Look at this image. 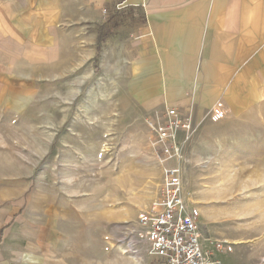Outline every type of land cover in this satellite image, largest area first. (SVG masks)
<instances>
[{"label":"rangeland","instance_id":"1","mask_svg":"<svg viewBox=\"0 0 264 264\" xmlns=\"http://www.w3.org/2000/svg\"><path fill=\"white\" fill-rule=\"evenodd\" d=\"M132 24L119 14L108 26ZM99 57L70 80H40L17 111L0 110L3 264H21L31 249L42 264H148L146 245L136 260L121 252L115 226L150 208L172 163L153 147L148 122L161 115L128 97L111 55ZM254 99L227 118L206 104L182 138L184 183L206 245L231 244L215 254L223 264L264 258V96Z\"/></svg>","mask_w":264,"mask_h":264},{"label":"crops","instance_id":"2","mask_svg":"<svg viewBox=\"0 0 264 264\" xmlns=\"http://www.w3.org/2000/svg\"><path fill=\"white\" fill-rule=\"evenodd\" d=\"M119 14L132 26L110 30ZM109 55L146 111L175 106L195 118L215 103L212 117L227 118L264 96V0H0V110L17 111L40 80H70ZM28 251L21 264H42Z\"/></svg>","mask_w":264,"mask_h":264},{"label":"built area","instance_id":"3","mask_svg":"<svg viewBox=\"0 0 264 264\" xmlns=\"http://www.w3.org/2000/svg\"><path fill=\"white\" fill-rule=\"evenodd\" d=\"M102 13L108 22L111 12L105 8ZM156 114L160 119L148 122L153 147L162 163H172L163 169L159 192L150 208L136 222L116 224L117 245L124 255L135 259L142 258V246L146 245L149 264H223L215 254L231 251V244L216 240L214 251L208 249L201 233L200 210L185 197L182 138L194 129L195 120L175 106Z\"/></svg>","mask_w":264,"mask_h":264},{"label":"bare ground","instance_id":"4","mask_svg":"<svg viewBox=\"0 0 264 264\" xmlns=\"http://www.w3.org/2000/svg\"><path fill=\"white\" fill-rule=\"evenodd\" d=\"M184 190H185V197H186L187 201L190 202V199H189V193H188V191H187V188H186L185 184H184ZM190 203H191V202H190ZM191 204H194V203H191ZM132 259L136 260L135 258H132ZM135 262L137 263V261H135Z\"/></svg>","mask_w":264,"mask_h":264},{"label":"trees","instance_id":"5","mask_svg":"<svg viewBox=\"0 0 264 264\" xmlns=\"http://www.w3.org/2000/svg\"><path fill=\"white\" fill-rule=\"evenodd\" d=\"M3 231V230H2Z\"/></svg>","mask_w":264,"mask_h":264}]
</instances>
